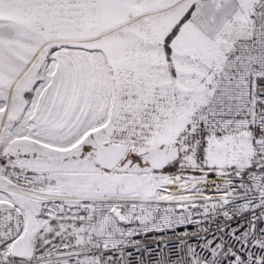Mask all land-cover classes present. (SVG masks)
<instances>
[{
    "label": "rangeland",
    "instance_id": "1",
    "mask_svg": "<svg viewBox=\"0 0 264 264\" xmlns=\"http://www.w3.org/2000/svg\"><path fill=\"white\" fill-rule=\"evenodd\" d=\"M254 2L0 0V156L92 157L96 140L129 142L113 171L62 183L86 193L102 185L123 197H153L172 175L259 167L254 129L221 133L198 120L201 109L233 113L245 102ZM172 144L181 147L177 173L156 172L144 154ZM3 173L0 165V248L14 254L8 243L33 215V196ZM62 225L80 223L51 220L24 233L32 256Z\"/></svg>",
    "mask_w": 264,
    "mask_h": 264
},
{
    "label": "built area",
    "instance_id": "2",
    "mask_svg": "<svg viewBox=\"0 0 264 264\" xmlns=\"http://www.w3.org/2000/svg\"><path fill=\"white\" fill-rule=\"evenodd\" d=\"M247 22L245 102L233 113L201 109L198 120L221 133L254 129L259 167L194 175L188 183L199 184L191 190L159 198L44 196L39 214L46 224L80 225L41 254L19 257L0 248V264H264V0L255 1ZM0 165L15 188L47 191L45 172L9 155Z\"/></svg>",
    "mask_w": 264,
    "mask_h": 264
},
{
    "label": "crops",
    "instance_id": "3",
    "mask_svg": "<svg viewBox=\"0 0 264 264\" xmlns=\"http://www.w3.org/2000/svg\"><path fill=\"white\" fill-rule=\"evenodd\" d=\"M235 2H237V0H235ZM254 4L255 2L252 4L251 10H253ZM239 5L241 6V9H243L244 4L239 3ZM247 8H248V5L245 6V10H247ZM240 105H242V103H240ZM11 157L13 158V160L16 161L18 165L24 166L31 171H43V172L49 173L47 175L48 186H47V191L45 192V194L40 195V194L31 193L25 190H21V189H16V188L14 189L16 191H24L28 193L29 195L33 196L29 198L30 208H31V212L33 213V215L32 216L28 215V217H26L24 221L22 222V225L19 227L18 231H13L14 236L12 237V240L8 243L9 245H11L12 250L14 251V254L16 256L27 257V256H32L33 254L32 247L28 245L29 242L26 243L25 240L22 239V236L24 235L25 232L33 233L37 229L41 228L44 224H46V222L43 220V218L39 214V210L44 200V196H57V194L59 195L62 194L63 196H60V197L69 198V199H78V198H83V197H123L122 195L118 194L115 190L108 188V187H104L102 185H100L94 192L86 193V192L75 191L74 190L75 185L72 186V184L70 185L62 184L64 182V178L65 180H67V178H69V180L73 179V177L71 176L72 174H81V173L100 174V173H103L97 170V168H100V167L96 164L93 158L85 155L82 152H79L78 155L69 157L67 159L49 160V161L47 159L38 158L36 156H29V155L20 156L16 153H12ZM105 171H108V170H105ZM104 173H107V172H104ZM53 182L56 183L58 186L60 185H65L66 187L70 186L68 188H70L71 190L69 189L70 191L67 190L66 192H62V191L58 192L57 185H54ZM126 197H129V196H126ZM17 201H19L16 203L17 205L23 204L22 200L18 199ZM36 214L38 216H36ZM50 221L51 220L47 221V223L49 224ZM68 228H69L68 225H62V227H60V229L57 231L56 240H54L53 242H56L63 235L69 232L70 230L67 231ZM10 231L11 230H9V232Z\"/></svg>",
    "mask_w": 264,
    "mask_h": 264
},
{
    "label": "water",
    "instance_id": "4",
    "mask_svg": "<svg viewBox=\"0 0 264 264\" xmlns=\"http://www.w3.org/2000/svg\"><path fill=\"white\" fill-rule=\"evenodd\" d=\"M130 146L129 142L103 143L96 140V147L90 150V154L100 168L113 171L126 158ZM144 156L149 158L155 171H163L180 159L181 147L179 144L164 145L145 153ZM224 173L231 174L232 170H225Z\"/></svg>",
    "mask_w": 264,
    "mask_h": 264
},
{
    "label": "bare ground",
    "instance_id": "5",
    "mask_svg": "<svg viewBox=\"0 0 264 264\" xmlns=\"http://www.w3.org/2000/svg\"><path fill=\"white\" fill-rule=\"evenodd\" d=\"M188 179L180 177L178 175H172L167 177L166 183L157 185V193L154 195L156 198L163 196L164 194H174L177 192H184L191 190L199 182L189 184Z\"/></svg>",
    "mask_w": 264,
    "mask_h": 264
},
{
    "label": "trees",
    "instance_id": "6",
    "mask_svg": "<svg viewBox=\"0 0 264 264\" xmlns=\"http://www.w3.org/2000/svg\"><path fill=\"white\" fill-rule=\"evenodd\" d=\"M253 132H254V131H253ZM175 163H177V162H175ZM175 163H174L172 166L167 167V168L165 169V171H169L170 174H176V173H177V171H176V167H174ZM171 167H173V168H171ZM255 168H256V167H255Z\"/></svg>",
    "mask_w": 264,
    "mask_h": 264
},
{
    "label": "flooded vegetation",
    "instance_id": "7",
    "mask_svg": "<svg viewBox=\"0 0 264 264\" xmlns=\"http://www.w3.org/2000/svg\"><path fill=\"white\" fill-rule=\"evenodd\" d=\"M95 147H96V145H95ZM92 148H94V147H92ZM92 148H91V149H92ZM91 149H90V150H91ZM90 150H89V151H90ZM143 158H144V160H147V161L149 162V158H147V157H145V156H143ZM173 164H174V163H173ZM173 164H172V165H173ZM172 165H170V166H172Z\"/></svg>",
    "mask_w": 264,
    "mask_h": 264
}]
</instances>
